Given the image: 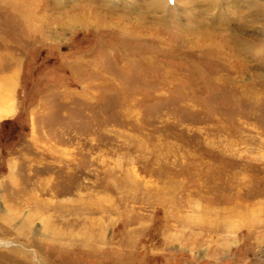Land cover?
Segmentation results:
<instances>
[{
    "label": "rangeland",
    "instance_id": "374dc122",
    "mask_svg": "<svg viewBox=\"0 0 264 264\" xmlns=\"http://www.w3.org/2000/svg\"><path fill=\"white\" fill-rule=\"evenodd\" d=\"M0 264H264V0H0Z\"/></svg>",
    "mask_w": 264,
    "mask_h": 264
}]
</instances>
